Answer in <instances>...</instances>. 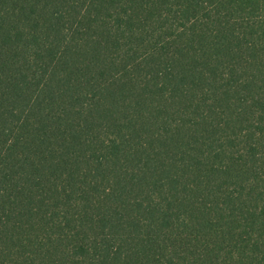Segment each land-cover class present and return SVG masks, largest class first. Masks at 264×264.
<instances>
[{
    "label": "trees",
    "instance_id": "16d2710c",
    "mask_svg": "<svg viewBox=\"0 0 264 264\" xmlns=\"http://www.w3.org/2000/svg\"><path fill=\"white\" fill-rule=\"evenodd\" d=\"M0 264H264V0H0Z\"/></svg>",
    "mask_w": 264,
    "mask_h": 264
}]
</instances>
